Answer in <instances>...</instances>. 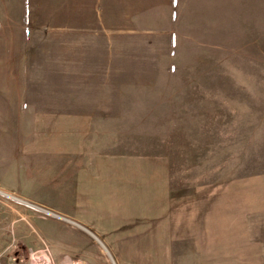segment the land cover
I'll return each instance as SVG.
<instances>
[{
    "label": "rangeland",
    "instance_id": "obj_1",
    "mask_svg": "<svg viewBox=\"0 0 264 264\" xmlns=\"http://www.w3.org/2000/svg\"><path fill=\"white\" fill-rule=\"evenodd\" d=\"M232 4L208 56L8 65L0 264H264V0Z\"/></svg>",
    "mask_w": 264,
    "mask_h": 264
},
{
    "label": "crops",
    "instance_id": "obj_2",
    "mask_svg": "<svg viewBox=\"0 0 264 264\" xmlns=\"http://www.w3.org/2000/svg\"><path fill=\"white\" fill-rule=\"evenodd\" d=\"M233 1L0 0V79L23 80L9 71L14 59L208 56Z\"/></svg>",
    "mask_w": 264,
    "mask_h": 264
},
{
    "label": "built area",
    "instance_id": "obj_3",
    "mask_svg": "<svg viewBox=\"0 0 264 264\" xmlns=\"http://www.w3.org/2000/svg\"><path fill=\"white\" fill-rule=\"evenodd\" d=\"M27 264H54L48 245L44 243L43 247L33 250Z\"/></svg>",
    "mask_w": 264,
    "mask_h": 264
}]
</instances>
